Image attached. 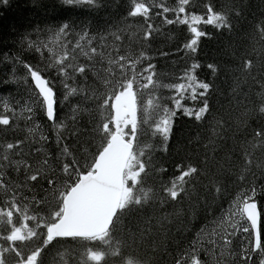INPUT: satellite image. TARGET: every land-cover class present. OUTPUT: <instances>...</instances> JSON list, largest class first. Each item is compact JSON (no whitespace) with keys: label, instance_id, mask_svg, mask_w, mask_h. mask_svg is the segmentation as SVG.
Segmentation results:
<instances>
[{"label":"snow or ice","instance_id":"obj_1","mask_svg":"<svg viewBox=\"0 0 264 264\" xmlns=\"http://www.w3.org/2000/svg\"><path fill=\"white\" fill-rule=\"evenodd\" d=\"M32 7L36 18L12 26L0 49V88L15 87L0 95V264H264V12L221 64L201 62L214 35L202 26L231 35L242 0H130L121 22L96 29L47 14L104 0ZM130 18L146 23L136 31ZM165 25L188 33L178 76L153 62ZM181 119L197 131L173 155ZM229 177L237 188L225 201ZM176 204L188 205L184 220L200 208L211 218L177 240Z\"/></svg>","mask_w":264,"mask_h":264},{"label":"trees","instance_id":"obj_2","mask_svg":"<svg viewBox=\"0 0 264 264\" xmlns=\"http://www.w3.org/2000/svg\"><path fill=\"white\" fill-rule=\"evenodd\" d=\"M130 0H104L105 7L99 9L98 11L90 10L86 7H57L55 10L49 9L48 16L50 20H62L69 19L74 20L76 23H91L94 29L96 28H107L108 26L121 22V18L126 16V9L128 7ZM151 2V0H150ZM243 4L246 5L244 9L243 16L235 21L236 30L229 35L227 32L223 34L215 33V30L211 26L204 27L203 30L210 33H214L212 39H204L201 42L200 48V60L202 63L217 61L221 64L227 63V57L223 55L222 49L225 47L227 42L231 40H237L246 30H248L254 22H257L261 19V13L264 12V4L261 3V0H242ZM218 5H227L230 3V0H216ZM202 10V5H200ZM40 16L44 15L43 11L39 12ZM37 16V11L32 7V0H11V7L7 10L0 9V49L4 48L6 40L10 39L8 33L10 32L12 26H16L18 29L23 30L22 26L26 25L28 21L34 20ZM159 25V21L153 15V19L148 21ZM127 23L133 26V29L136 31L141 30L142 26L146 23L143 18H130ZM188 33L186 29H183L179 26H162L160 33L155 36L150 44L151 54L155 56L153 61L157 65V71L163 73L165 76L173 77L180 75L185 66L190 63V59H184L185 53L183 51L177 52V49L180 48V45L184 43L185 37ZM127 43V42H126ZM8 47H11V44H8ZM160 51L168 52L167 57H162L159 55ZM38 59V58H37ZM33 62L35 60L33 59ZM6 69L3 65H0V76L3 75V72ZM22 74V73H21ZM207 75V70L200 71L201 78ZM225 74L222 71L220 80L218 81L222 87L226 88L225 83ZM8 91H13L15 93V87L9 88H0V95H6ZM21 94L22 90H21ZM26 131L25 124L23 121L20 122V130L17 131L16 135H23ZM197 131V128L186 121L181 119L177 122L176 134L172 140L171 151L173 155L180 150H183L187 139L194 135ZM11 136L12 133L10 132ZM4 139V132L0 131V141ZM171 168V165H169ZM257 188L259 189V184L262 182L260 180V174L257 173ZM251 180V177H249ZM235 177H229L226 179L225 183L227 185V191L224 194V200L226 201L229 198V194L234 193L237 186L234 183ZM226 206V204H225ZM183 209H187L188 205L176 204L168 208L169 212L173 211V208L180 213L181 222H176L171 226L172 236L177 240L180 239H190L191 235L199 228V226L204 222V218L208 215L203 208L199 209V216L196 219H192L189 215L187 220H184ZM215 207V206H214ZM211 210H209L210 212ZM210 219L211 216L208 215ZM180 232L181 235L177 236V232ZM55 252H53V255Z\"/></svg>","mask_w":264,"mask_h":264}]
</instances>
